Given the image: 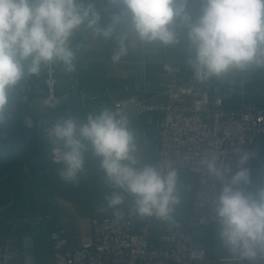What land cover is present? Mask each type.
I'll use <instances>...</instances> for the list:
<instances>
[{"label":"clouds","instance_id":"clouds-1","mask_svg":"<svg viewBox=\"0 0 264 264\" xmlns=\"http://www.w3.org/2000/svg\"><path fill=\"white\" fill-rule=\"evenodd\" d=\"M190 0H107L113 14L102 23L94 0H0V129L14 118L16 97L32 77L60 66L76 71V35L112 41V61L128 55L129 47H169L178 43L176 22L186 30L187 64L199 83L232 72L264 68V0H200L193 20ZM55 148L58 177L78 183L86 175V154L99 161L104 196L117 220L123 218L127 193L133 197L128 215L179 227L182 204L180 176L173 162L153 164L140 158L137 135L129 117L109 107L90 113L85 122L62 118L43 131ZM237 170L215 152H204L198 168L221 185L214 200L220 246L237 262H264V188L245 193L251 183L245 165L254 151L234 148Z\"/></svg>","mask_w":264,"mask_h":264},{"label":"built area","instance_id":"built-area-1","mask_svg":"<svg viewBox=\"0 0 264 264\" xmlns=\"http://www.w3.org/2000/svg\"><path fill=\"white\" fill-rule=\"evenodd\" d=\"M97 3L102 13L115 11L109 9L107 0H97ZM54 71L47 69L46 95H41L42 86L25 83L20 98L22 107L15 109L14 114L15 117L19 113L23 125L34 129L41 139L50 121L32 115L30 102L38 96H46L52 105L58 101ZM163 77V115L150 117L149 123L155 126L152 137L158 142L157 163L173 162L182 174V189L193 195L188 225L156 232L155 219L123 216L117 220L114 215L94 217L91 234L74 243V235L68 226L57 220L51 211L41 208L34 221L47 228L51 248V259L47 264H201L206 259L195 245L192 231L216 222L214 200L221 185L199 170V158L204 152H215L231 165L234 173L237 156L233 149L247 150L253 139L264 135V106L226 107L224 102L231 96L230 92L218 85L198 88L196 80L183 76L174 62L163 64ZM103 97L110 101L105 102ZM87 99L90 103H99V108L82 111L78 123L85 122L90 113L102 107L123 112L129 119L151 108L135 93L115 98L106 90L90 94ZM142 135L149 136L146 130ZM44 149L46 156L54 162V146H44ZM21 255L22 247L15 235L10 234L0 243V264H20Z\"/></svg>","mask_w":264,"mask_h":264},{"label":"crops","instance_id":"crops-1","mask_svg":"<svg viewBox=\"0 0 264 264\" xmlns=\"http://www.w3.org/2000/svg\"><path fill=\"white\" fill-rule=\"evenodd\" d=\"M96 9L102 17V23L106 21L113 12L102 13L99 10L97 0H94ZM188 9L195 20L200 15V0H193L189 3ZM175 31L178 36V43L167 48L159 46L141 47L139 45L129 47L128 55L122 57L118 63L111 59L115 44L112 41L104 42L92 38L90 32L82 31L76 35L73 46H77L76 71L67 73L60 66H53L54 76L57 79V93H63L72 88H77L81 98L82 111L86 109H98L99 103H90L87 96L94 93H102L109 90L115 98H121L129 93H135L150 105V110L146 113L130 118V127L137 136L142 135L146 130L152 136L155 126L149 123V118H159L163 115L165 103L163 64L174 62L180 72L185 77H193L187 61L188 40L186 30L176 22ZM47 76V68L36 77L40 79L38 85L41 95H46L44 80ZM198 88H212L214 85L220 86L222 90L231 93V96L224 102L226 107H236L243 104L264 106V68L254 69L249 72H232L222 79H212L206 83L196 81ZM105 102H109L103 97ZM81 111V112H82ZM42 139L38 136L37 144ZM254 151L255 155L247 162L246 167L250 170L251 183L239 186L245 193H255L264 188V135L252 140L247 148ZM37 158H33L31 163H36ZM27 171V166H24ZM17 179L13 177L11 181L0 184L2 203L5 200H13L16 194L8 185ZM191 193V197H192ZM17 197V196H16ZM5 205L7 207L8 205ZM5 204V203H3ZM192 201L188 205L187 217L181 225L187 226L190 218ZM49 209V208H48ZM51 211V210H49ZM52 212V211H51ZM53 213V212H52ZM56 218V217H55ZM58 220V219H57ZM59 221L71 228L82 227L84 222L80 217L62 218ZM157 221L155 220V223ZM156 232L167 231L173 227L163 226L156 228ZM88 234H91V220ZM11 229L22 247V255L19 258L20 264H47L51 259V248L47 235V228L35 222L32 217L24 216L20 222H13ZM82 229V228H81ZM218 225L216 222L193 229L194 243L202 250L206 259L201 264H237L235 260L224 250L217 239ZM1 232V225H0ZM74 243L79 239L75 238ZM89 236V235H88ZM247 264V262H242ZM264 264V262H262Z\"/></svg>","mask_w":264,"mask_h":264},{"label":"rangeland","instance_id":"rangeland-1","mask_svg":"<svg viewBox=\"0 0 264 264\" xmlns=\"http://www.w3.org/2000/svg\"><path fill=\"white\" fill-rule=\"evenodd\" d=\"M36 142L38 134L34 135ZM139 145V155L142 161L157 164L158 161V142L152 136L147 138L139 134L137 136ZM44 149V146L39 143ZM86 175L81 177L78 183H66L57 175L59 165L54 163L46 156L41 161L44 166L43 170H37L35 176L27 173L25 169L16 180L10 183L8 187L13 189L15 197L9 203L5 200L3 203L0 199V243L4 241L11 233L13 222H20L24 216H30L34 220L36 212L41 207H47L60 220L68 217H80L84 224L82 227L71 228L70 231L75 233V238L81 240L88 237L90 220L94 217H104L114 215L111 209L100 211L106 207L104 196L111 194L112 189L103 183V173L99 168V161L86 154ZM35 165V163H32ZM2 190L0 189V195ZM125 196V204L122 206L123 216H129L128 207L133 197L127 193ZM17 196V197H16ZM182 204L178 209L177 220L179 225L182 224L187 217V207L192 201L191 193L181 190ZM7 203V207H5ZM169 226L165 223L157 221L156 228ZM172 227V226H170ZM82 228V229H81Z\"/></svg>","mask_w":264,"mask_h":264},{"label":"trees","instance_id":"trees-1","mask_svg":"<svg viewBox=\"0 0 264 264\" xmlns=\"http://www.w3.org/2000/svg\"><path fill=\"white\" fill-rule=\"evenodd\" d=\"M39 81L40 79L32 77L25 83L36 87L42 86L38 85ZM20 98L21 96L16 97V110L22 107ZM35 134L37 132L34 129L23 125L19 113H16L14 119L5 128L0 129V184L11 181L13 177H19L24 166L28 168L27 173L33 176L36 175L37 170H43L41 161L46 156V152L37 144ZM33 158L38 159L35 165L31 163ZM178 173L181 180L182 174ZM181 190L186 191L182 188ZM41 208L49 210L47 207Z\"/></svg>","mask_w":264,"mask_h":264},{"label":"water","instance_id":"water-1","mask_svg":"<svg viewBox=\"0 0 264 264\" xmlns=\"http://www.w3.org/2000/svg\"><path fill=\"white\" fill-rule=\"evenodd\" d=\"M56 97L58 101L53 105L46 100V96L32 98L30 113L37 117H44L50 122L68 117H72L78 122L82 111L78 89L72 88L63 93H57ZM42 142L44 146H52L47 142L44 135L42 136Z\"/></svg>","mask_w":264,"mask_h":264}]
</instances>
